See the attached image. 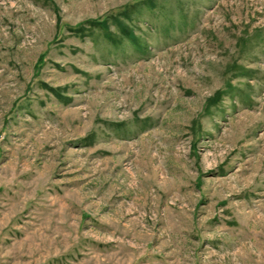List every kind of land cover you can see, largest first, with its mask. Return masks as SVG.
Listing matches in <instances>:
<instances>
[{
    "label": "rangeland",
    "instance_id": "obj_1",
    "mask_svg": "<svg viewBox=\"0 0 264 264\" xmlns=\"http://www.w3.org/2000/svg\"><path fill=\"white\" fill-rule=\"evenodd\" d=\"M0 264H264V0H0Z\"/></svg>",
    "mask_w": 264,
    "mask_h": 264
}]
</instances>
